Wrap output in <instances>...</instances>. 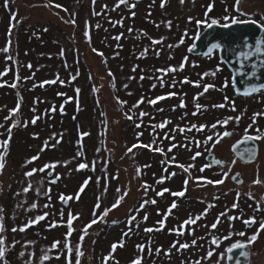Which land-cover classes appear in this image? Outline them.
<instances>
[{"label": "rangeland", "instance_id": "rangeland-1", "mask_svg": "<svg viewBox=\"0 0 264 264\" xmlns=\"http://www.w3.org/2000/svg\"><path fill=\"white\" fill-rule=\"evenodd\" d=\"M125 1L8 0L7 8L0 0V162L4 165L0 169V239L4 241L0 264H8L11 258L12 264H51L54 243L63 263L70 264H131L137 259L140 264H225V246L245 236L239 235L240 228L257 235L256 227L245 228L242 219L256 222L264 211L259 176L264 175L263 157L251 165L238 163L225 149L222 156L230 159L228 166L209 176L206 169L175 168L171 150L184 159L185 167L190 152L201 159L206 151H221L223 146L212 140L225 131L233 132L232 140L264 137V92L245 99L235 96L233 88L220 87L226 78L221 79L222 73H230L217 52L195 58L187 52L205 27V23L198 26L197 20L253 18L264 26V4L165 0L161 7V0ZM223 13L228 20H222ZM169 68L174 71H158ZM201 74L202 80L212 79L217 86L211 92L197 90L201 96L198 124L204 125L201 139L207 134L212 139L192 150L171 130L176 126L170 115L156 114L149 101L153 94L170 93L163 88L183 75L193 82ZM141 76L146 77L143 85L134 86ZM162 120L166 125L161 130ZM213 130L216 135L208 132ZM258 141L264 146V138ZM34 156L38 158L32 160ZM82 163L87 167L79 168ZM162 164L188 178L187 194H194L192 201H200L201 207L197 210L195 202L190 211L184 209L185 197L177 209L194 223L175 228L159 223L163 212L155 204L171 202L170 193L181 187L166 184L173 190L163 191L158 177ZM33 169L37 171L32 176L25 175ZM235 171L243 174L241 184L229 178ZM217 178L222 183H208ZM178 181L177 176L174 182ZM233 195L239 201L236 209ZM206 208L212 211L205 216ZM69 213L74 217L70 234ZM214 216L220 221H214ZM94 219L97 222L91 224ZM26 226L32 232L18 233ZM149 228L153 230L146 231ZM207 236L212 244L203 243ZM13 241H17L15 253L8 251ZM249 250V264H264V246L254 243ZM41 251H45L43 259Z\"/></svg>", "mask_w": 264, "mask_h": 264}, {"label": "flooded vegetation", "instance_id": "flooded-vegetation-1", "mask_svg": "<svg viewBox=\"0 0 264 264\" xmlns=\"http://www.w3.org/2000/svg\"><path fill=\"white\" fill-rule=\"evenodd\" d=\"M220 1H223V3H225V0H220ZM242 2L246 3V4H249V5H252V6H257V5L264 4L263 0H241V2L239 1V4L242 3ZM227 3H228V1H227ZM218 15H220V14H218ZM222 15H224L223 19H222V20H224V18L227 16V14L223 13ZM214 19L218 20L219 24L228 23L227 21L226 22H222L217 17H215ZM242 20H255V19L251 18V19H242ZM257 23H259V22H257ZM190 57L195 58V57H198V56H191L190 55ZM185 74L190 75V73H185ZM183 76H182L181 80H177V82H175V83H170L169 86L167 85V87L163 88V90L170 91V93H174V95L169 96L168 92L167 93L161 92L160 94L163 95L162 96L163 99L156 100L157 97H161V96H159V93L153 94V100H156V103H154V104L151 103V104L153 105L152 106L153 112L155 111L156 114L161 112L163 114V116H165V117H167V115H170V118H171L170 122L174 126H176L175 128H171V130L174 131L173 133L181 135L183 141L185 143L190 144L189 146L192 145V150H195V148H200L201 145H202V142H204L206 138L211 136L210 134H207V135L204 136L203 140L201 139V134H200V129L201 128H200V124H198V122H200V120H201V107L199 109H197V107H196L197 104L201 105V101H200V97L201 96L197 95V90L205 88L204 87L205 85H211L212 87H209L208 90H207L208 92L209 91L211 92V91H214V89H216L217 86H216V84L211 82V81H213L212 79L211 80H207V81L202 80L203 74H201V77H200L201 79L197 78V80H195L193 82L189 80L188 76H186V78H184ZM224 77H226V78L223 79ZM230 78H231V75H227L226 76V74L222 73V78L221 79H223V82H222V85L220 87L227 86V87H231V89H232V86H231L232 84H231ZM145 80H146V77L145 76H141L138 79V83L135 84L134 86L143 85ZM201 83H202V85H201ZM186 88H191V91L187 92L185 90ZM172 90H174V91H172ZM234 95L239 97V98H241V99L249 98V97H241V96L237 95L235 92H234ZM251 97H253V96H251ZM229 99H232V98H228L226 100H229ZM181 101H183V106H181ZM228 104H231V103L228 101ZM157 105H160V107H157ZM153 112H151L150 115ZM163 121L164 120H162L160 125L161 124L166 125L165 123H163ZM252 121L256 122L253 118H252ZM192 125H196V128H193ZM160 129L162 130L163 127H160ZM180 129H184V130L181 131ZM208 132L209 133L211 132V133H213V135H216V131L215 130L208 131ZM225 132L230 133V135L225 136L224 135ZM225 132H223L221 137H220V134H219L218 136H216L212 140V144L215 141L217 146H223V147L219 148V149H221V151H217V152L216 151L214 152V151H211V150L206 151L201 159H199L198 156L195 157L194 154L190 152V154H189V156L187 158V164L188 165L183 167V169H186V168H188L190 170L194 169V170H196L198 172H200V170H202V169H206V171L208 170V172H209V174H208L209 176H210V172H213L214 170H217L216 172L221 173L222 169H224V168H226L228 166V163H229V160H230V159L226 160L222 156V153H224L225 149H227L228 152L233 155V153L231 151V147H232V144L234 142H236V141H238L240 139H243V138H247V137L253 138V136H251V135H246V136L239 137V138H236V139L232 140L231 138L233 137V132L230 131V130L225 131ZM138 134L140 135V133H138ZM164 136H167V134L165 133L161 137H164ZM222 136H223V138H222ZM253 140L256 141L257 147H258L257 148V157H256L255 161H253L251 163H248V162L242 161L240 159H236L234 157V155H233V157L235 158L236 162L239 163V162L242 161L243 164H250L251 165V164L256 163L257 160H260L262 157L264 159V146L261 147V145L259 144L258 139L257 140L253 139ZM171 154H174L173 158H174L175 162L173 161V163H175L174 164L175 168H177V169L182 168L181 165H183L182 162H184V159H180L178 154H175L174 150H171ZM210 155H211L212 159H211V161H207L206 158L209 157ZM216 161L217 162L219 161V163H217ZM213 163H215V164H213ZM262 170H261V174H262ZM255 171L257 172L256 169H255ZM257 173L260 174V172H257ZM233 174H238L241 183L243 182L242 180H243L244 177H243V174H242L241 171H235ZM181 175L182 174H181V172L179 170H170L169 171L168 166H164V164H162L161 170L158 172L159 181H161V182H159V181L158 182L163 186V190L164 189H168V191H166V192H169V190L170 191L173 190V189H171V187H168L166 184H169L171 186H174V185L180 186L181 185V187L175 189L173 192L170 193L172 195V198H170L171 202L168 203V201H167L166 204H162L161 203L162 205H157V204H155L156 202L154 203L155 204V209L157 211H159V212L162 211L163 212V216H166V217H163L162 215L160 216V219L163 222H165V224H166L165 226H167V224H169L173 228L177 227V225H179V227H182L185 224V221H187L186 219H184L185 217L181 216V214L179 213V212H182V210H178V209L181 208V204H179L180 199H183V198L186 197L185 200H187V202L185 203L186 206H185L184 209H186L188 211H190L192 209V205L195 202L197 204V210H199L200 207H201L200 201H197V200L192 201L193 199H191L192 198L191 196L194 195V194H190L191 196L189 195V192L187 194V188L186 187H187V184L189 183V181H188L187 177H183ZM177 176H178V178H180V183H179V181L178 182H174V178L177 177ZM259 176H260V179H261L262 186L264 188V175L262 174V175H259ZM214 178H216V177H214ZM229 178L231 179L230 176H229ZM218 180L222 181L221 179H218ZM218 180H216V181H218ZM185 181H187V184H185ZM170 183H172V184H170ZM233 184L237 185L234 182H233ZM179 192H183L184 194L181 195V196L173 195L174 193H179ZM259 195H260V193H259ZM231 201H232L231 202L232 203V207H233L234 204L236 205L239 202L237 197L234 196V195H233ZM173 203L176 204L175 208H171V205ZM212 206L213 205H211V208H212ZM233 209H236V207H233ZM262 210H263V208H262ZM210 211H212V209H207L206 208V209H203L202 213H204V215L206 216ZM183 212H185V211L183 210ZM189 217L190 216H188V218ZM257 217L259 219L258 220L255 219L256 222L251 221L252 223H251L250 227H256L257 232L259 230V233H261V239L255 240L253 243L248 244V239L252 235H248V233H249L248 229H247V234H246L245 230L240 228L238 230V232L239 233H244V235H245L244 238L241 239L240 241H237V242H235L236 241L235 240L233 243H231V245L229 247H231L233 244H236V243L246 244V245H248L249 248L254 243H255V246H256V243H259L260 246H264V229H260V222L264 221V211L260 215V217L259 216H257ZM218 219L220 221V218L218 216H214V221L216 220V222H217ZM202 220H204L203 221L204 223L207 221L206 218H204ZM248 220H249L248 218H246V220H245V218H243L242 219V224L245 225V221H248ZM170 221L172 222V224H170ZM245 228H248V227L245 226ZM207 239L209 240L210 237L207 236L203 240V243H208V242H211V244L213 243L212 240L208 241ZM225 248H228V247L225 246Z\"/></svg>", "mask_w": 264, "mask_h": 264}, {"label": "water", "instance_id": "water-1", "mask_svg": "<svg viewBox=\"0 0 264 264\" xmlns=\"http://www.w3.org/2000/svg\"><path fill=\"white\" fill-rule=\"evenodd\" d=\"M227 25L228 27L219 24L206 27L194 39L190 52L207 56L218 49L220 60L230 71L232 86L238 94L249 96L264 91V28L256 22L253 23V20L238 24L231 22ZM257 41H260L259 52L256 51ZM214 44L219 46L213 47ZM231 150L237 158L248 163L257 157V145L251 138L237 141ZM210 159L211 155L207 157L208 161ZM231 180L240 184L238 174L232 176ZM241 251L246 252L247 256H240ZM249 260L250 250L247 245L242 249L226 251L227 264H249Z\"/></svg>", "mask_w": 264, "mask_h": 264}, {"label": "snow or ice", "instance_id": "snow-or-ice-1", "mask_svg": "<svg viewBox=\"0 0 264 264\" xmlns=\"http://www.w3.org/2000/svg\"><path fill=\"white\" fill-rule=\"evenodd\" d=\"M121 2L123 3L124 0H121ZM181 2L183 3V0H181ZM164 3H165V0H161V7L164 6ZM237 3H239V0H237ZM7 4H8V0H5V7H7ZM56 7H60V5H56ZM208 7H209V10H211L212 5L210 4ZM12 15L14 16L15 14H12ZM205 15L207 16V13H205ZM189 19L191 20V17H190ZM224 19H225V20H228V17H225ZM231 22H232L233 24L246 23V21H240V20H237V19H235V18H233ZM201 23H205V26H206V27L211 28L213 25H216V24L218 23V21H217L216 19H212L210 23H207V22H205V21H200V20H197V21H196V24H197L198 26H199ZM253 23H255V21H253ZM10 27H11V26H10ZM224 27H228V25L225 24ZM84 35L87 37V36H88V32L86 31V32L84 33ZM197 35H199V33H198ZM116 39H119V37H116ZM181 42H183V41H181ZM218 46H219V45H215V44L213 45V47H218ZM3 51L7 52L8 49H7V48H4ZM94 51H95V50H94ZM256 51H257V52L260 51V41H257V42H256ZM249 54H250V53H249ZM101 55H102V54H101ZM240 55L243 56V55H245V53H240ZM181 68H183V64H181ZM158 71H161V72H165V71H174V69H171V68H169V69H159ZM44 83H50V82H49V81H45ZM13 86H15V85H13ZM204 87H205V91H207L208 88H209V87H212V86H211V85H205ZM77 91H79V90H77ZM168 95H169V96H172V95H174V93H169ZM160 99H163V97H157V98H156V100H160ZM156 100H150L149 103L154 104V103H156ZM181 106H183V101H181ZM18 107H19V105L17 106V108H18ZM196 107H197V109H199V108L201 107V105L197 104ZM216 107H223V105H216ZM12 111L15 112L16 109H13ZM141 115H145V114L142 113ZM128 118L131 119V117H128ZM229 119H231V118H229ZM236 119L238 120L239 117H237ZM227 122H228L227 119L223 121L224 124H227ZM33 123H35V119L33 120ZM218 123H220V122L218 121ZM163 126H164L163 124L159 125V127H163ZM215 126H216V125H212L213 128H214ZM192 127H193V128H196V125H192ZM203 127H204V125H200V128H203ZM180 130L183 131L184 129H180ZM82 135H87V133H83ZM224 135L227 136V135H230V133L225 132ZM261 138H264V137H259V136H257V137H253V138H251V139H261ZM208 139L211 140L212 138H211V137H208ZM7 144H8V141L5 140V141L3 142V145H2V146L6 149ZM174 146H175V145H173V147H174ZM133 147H135V145H133ZM160 150H161V149H156V151H160ZM170 150H171V149H170ZM129 151H131V149H129ZM196 155H200V153H197ZM2 156H3V153H0V157H2ZM37 158H38V157L34 156V157H32L31 159H32V160H36ZM217 163H219V161H218ZM3 167H4L3 163L0 162V169H2ZM49 167H52V165H44V168H49ZM78 167L82 169V168L87 167V165H85V164L82 163V164H80ZM181 167L183 168L184 166L181 165ZM43 170H44L43 168L39 169V171H43ZM36 171H37L36 169H33L32 171L25 173V175H27V176H32L33 173L36 172ZM259 182H260L259 180L254 181V183H259ZM87 183H88V181L86 180V181L84 182V185H86ZM208 183H217V184H219V183H222V181H220V180H218V181H214V182H213V181H208ZM185 184H187V181H185ZM84 185L81 186V191H83V187H84ZM25 191H28V189L26 188ZM118 191H119V190H118ZM163 191L166 192V191H168V189H164ZM162 194H163V192L157 193V195H162ZM183 194H184L183 192H179V193H174L173 195L181 196V195H183ZM76 195H77V198H78V197H79V193H77ZM61 199H62V200H63V199H66V197L61 196ZM119 202H120V201L117 200V202L114 203V204L112 205V207H113V208L117 207L118 204H119ZM152 203H155V201H152ZM98 206H99V205H97V207H98ZM33 207H35V205H33ZM141 207H143V205H141ZM175 207H176V204L173 203V204L171 205V208H175ZM233 207H236V205L234 204ZM73 218H74V217L72 216V214L69 213V215H68L69 234H70V232H71V221L73 220ZM39 219H43V217H38L37 220H39ZM230 219H231V218H230ZM35 222H36V221H33V223H35ZM96 222H97V221L94 219V220L91 221V224H95ZM194 222H195V221H193V220H191V219H189L188 221H185V223H194ZM253 222H254V221H253ZM159 223H160L161 225H163V221H160ZM245 223L247 224V223H249V221H245ZM91 224L87 225L86 228H87V227H90ZM215 226H216L215 224L212 225V227H215ZM260 229H264V221H261V222H260ZM21 230H22V229H21ZM152 230H153V229H151V228L146 229V231H149V232L152 231ZM13 231H15V229H13ZM258 232H259V230H258ZM258 232H257V235H258ZM239 235L243 236L244 233H239ZM257 235H252L251 237H249V239H248V244L253 243V242L257 239ZM81 239H83V237H81ZM3 243H4L3 239H0V245H2ZM193 243H195V241H193ZM53 246L55 247V244H54ZM116 247H117L116 244H113V245H112L113 250H114ZM180 247L185 248V247H187V245H181ZM244 247H245V245L240 244V243H236V244H233V245H232L227 251H228V252H231L232 249H242V248H244ZM3 255H4V250H3L2 247H0V257H2ZM78 255H79V253H78ZM209 255H211V253H209ZM240 256H244V257H246V256H247V253L244 252V251H241V252H240ZM77 264H79L78 261H77ZM131 264H140V261H139L138 259H137V260H133V261H131Z\"/></svg>", "mask_w": 264, "mask_h": 264}, {"label": "trees", "instance_id": "trees-1", "mask_svg": "<svg viewBox=\"0 0 264 264\" xmlns=\"http://www.w3.org/2000/svg\"><path fill=\"white\" fill-rule=\"evenodd\" d=\"M7 8H9L8 6H7ZM22 229V230H21ZM20 229V231L18 232V233H20V234H23V232H24V230H26V232H25V234L27 233V232H32V231H28V226H26L25 227V229H23V228H21ZM11 232V231H10ZM60 233V232H59ZM125 233H127V232H125ZM124 233V234H125ZM62 235H64L65 236V234H62ZM35 236H36V238L37 237H40V236H38L37 235V233H35ZM97 240V239H96ZM95 240V241H96ZM100 240V239H99ZM53 241V240H52ZM11 243V246H13L12 248H10L8 251H10V252H13V253H15V246L17 245L16 243H17V241H13V242H10ZM13 243V244H12ZM55 244V243H54ZM54 244H52V247H53V253H52V256H51V258L52 259H48L47 257V259L50 261V263L51 264H70V263H68V261H65L64 263H63V261H62V254L61 253H59L58 252V249L56 248V244H55V247L53 246ZM47 245L48 246H50V243H47ZM50 249V248H49ZM9 252V253H10ZM48 252V251H47ZM56 253V254H55ZM69 253H70V255H71V252L68 250V249H66V254L67 255H69ZM45 255V251H41V254H40V259L43 257ZM59 256V257H58ZM98 256H99V254H96L95 255V258H98ZM77 258H78V256H77ZM8 259V258H7ZM43 259V258H42ZM7 262H8V264H12V258H11V260L10 259H8V260H6ZM15 263V262H14ZM39 264H42L41 262L39 263Z\"/></svg>", "mask_w": 264, "mask_h": 264}]
</instances>
